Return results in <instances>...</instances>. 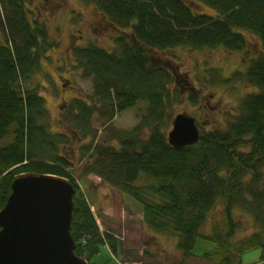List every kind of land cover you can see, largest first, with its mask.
I'll use <instances>...</instances> for the list:
<instances>
[{
	"label": "trees",
	"instance_id": "16d2710c",
	"mask_svg": "<svg viewBox=\"0 0 264 264\" xmlns=\"http://www.w3.org/2000/svg\"><path fill=\"white\" fill-rule=\"evenodd\" d=\"M83 1L95 5L112 25L130 31L117 38L113 51L97 45L74 50L92 80V99L102 117L114 120L139 102L147 109L137 127L115 131L118 149L112 144L95 146L98 133L90 124L96 106L85 99L72 102L70 117L84 137H92L91 144L79 150L80 179L97 176L137 202L147 227L177 236L186 255L203 239L201 229L222 201L225 228L206 240L217 247V264H240L236 258L245 253L240 242H233L241 230L237 211L259 226L260 231L242 246L259 250L264 264V53L245 71L227 80L218 78L257 89L245 97L237 119L225 130L203 133L197 145L180 149L169 145L166 131L182 89L174 71L156 66L151 53L179 47L245 52L249 43L242 31L258 37L264 50V0ZM203 5L214 13L197 11ZM29 16L24 0H0V211L19 175L68 179L78 191L72 222L75 253L93 264L102 247L116 256L119 244L113 235L101 232L74 177L72 139L79 136L68 125L70 134L51 129L46 100L31 85L52 44L45 25ZM200 98L199 91L191 89L190 102L197 105Z\"/></svg>",
	"mask_w": 264,
	"mask_h": 264
},
{
	"label": "rangeland",
	"instance_id": "374dc122",
	"mask_svg": "<svg viewBox=\"0 0 264 264\" xmlns=\"http://www.w3.org/2000/svg\"><path fill=\"white\" fill-rule=\"evenodd\" d=\"M30 18L45 25L52 44L41 61L39 71L32 79V87L39 90L46 100L52 130L70 134L76 131L79 138L72 139L76 152L73 174L84 189V195L92 206V211L102 232L113 235L119 244L118 254L114 256L107 247L101 248L93 264H217L214 252L217 247L206 241L216 229L224 230V205L219 201L209 214L201 229V237L194 251L186 255L179 249L177 236L158 234L147 227L142 214V206L121 194L94 175L80 179L81 166L77 161L79 150L90 145L92 137L83 136L76 121L70 117V105L75 99H85L96 106L97 112L90 127L97 131L95 146H120L115 141V131H130L137 127L146 116L147 104L139 102L134 108L120 113L114 120L102 117V109L92 99L93 83L87 78L74 57V50L97 45L113 51L117 38L129 36L128 29L118 28L98 11L93 4L83 0H24ZM189 4L190 0H184ZM203 14H213L208 6L197 9ZM249 46L245 52L229 53L223 48L197 50L179 47L170 51H152L156 66H167L177 75L178 86L182 89V100L172 111V118L166 131L172 129V121L179 114L195 118L201 133L225 130L240 114V106L245 97L257 89L242 82L223 83L238 72L247 69L253 59L264 53L258 37L242 31ZM191 89L198 90L200 102L194 105L189 100ZM49 124V122H48ZM78 128V129H77ZM245 150V149H244ZM71 151V149H69ZM73 156V154H72ZM264 175V169H263ZM144 178L140 183H143ZM80 187V190H82ZM236 220L241 230L233 242H240L244 254L236 261L240 264H263L259 250L242 246L260 231L252 217L237 211ZM205 239V240H204ZM246 250V251H245ZM209 255V256H207ZM236 256V255H234Z\"/></svg>",
	"mask_w": 264,
	"mask_h": 264
},
{
	"label": "water",
	"instance_id": "95a60500",
	"mask_svg": "<svg viewBox=\"0 0 264 264\" xmlns=\"http://www.w3.org/2000/svg\"><path fill=\"white\" fill-rule=\"evenodd\" d=\"M169 144L176 149L200 142L192 116L172 121ZM76 189L53 175L28 173L12 184V194L0 211V264H89L76 255L72 236Z\"/></svg>",
	"mask_w": 264,
	"mask_h": 264
},
{
	"label": "bare ground",
	"instance_id": "6f19581e",
	"mask_svg": "<svg viewBox=\"0 0 264 264\" xmlns=\"http://www.w3.org/2000/svg\"><path fill=\"white\" fill-rule=\"evenodd\" d=\"M100 227V226H99ZM100 230H101V228H100ZM101 232H102V230H101ZM102 233H108V232H102Z\"/></svg>",
	"mask_w": 264,
	"mask_h": 264
},
{
	"label": "flooded vegetation",
	"instance_id": "af4514ba",
	"mask_svg": "<svg viewBox=\"0 0 264 264\" xmlns=\"http://www.w3.org/2000/svg\"><path fill=\"white\" fill-rule=\"evenodd\" d=\"M105 18V20H107V18L106 17H104ZM33 21V20H32ZM110 23V22H109Z\"/></svg>",
	"mask_w": 264,
	"mask_h": 264
}]
</instances>
